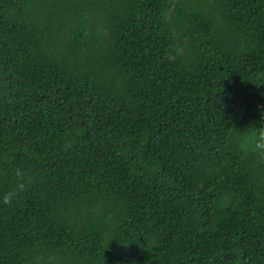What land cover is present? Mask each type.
<instances>
[{
  "label": "trees",
  "instance_id": "obj_1",
  "mask_svg": "<svg viewBox=\"0 0 264 264\" xmlns=\"http://www.w3.org/2000/svg\"><path fill=\"white\" fill-rule=\"evenodd\" d=\"M261 140L264 0H0V264H264Z\"/></svg>",
  "mask_w": 264,
  "mask_h": 264
},
{
  "label": "clouds",
  "instance_id": "obj_2",
  "mask_svg": "<svg viewBox=\"0 0 264 264\" xmlns=\"http://www.w3.org/2000/svg\"><path fill=\"white\" fill-rule=\"evenodd\" d=\"M254 127V126H253ZM256 150L259 151L262 155H264V140H261L256 145ZM17 196V192L14 189H10L7 191L3 196V201L5 203H10L13 199H15Z\"/></svg>",
  "mask_w": 264,
  "mask_h": 264
}]
</instances>
